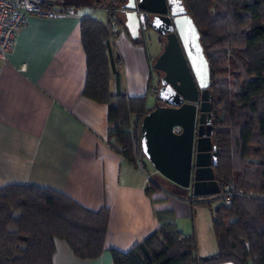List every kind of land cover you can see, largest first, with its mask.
Masks as SVG:
<instances>
[{
    "label": "trees",
    "instance_id": "16d2710c",
    "mask_svg": "<svg viewBox=\"0 0 264 264\" xmlns=\"http://www.w3.org/2000/svg\"><path fill=\"white\" fill-rule=\"evenodd\" d=\"M94 2L107 9L109 21H81L87 55L83 94L109 105L111 146L133 166L145 167L141 123L154 107L147 97L114 95L109 87L111 38L118 33L111 22L116 18L127 29L118 16L127 0ZM183 3L201 32L211 67L216 179L221 190L233 184L237 191L264 193V0ZM201 198L206 197H191ZM157 218L160 227L140 244L126 252L110 250L114 264H264V199L237 196L231 205L216 207L217 251L204 257L198 254L196 231L180 230L173 210L158 211ZM109 220L108 207L93 211L51 188H1L0 264H53L55 238L65 239L77 257L97 258L105 250Z\"/></svg>",
    "mask_w": 264,
    "mask_h": 264
},
{
    "label": "crops",
    "instance_id": "0c3cea01",
    "mask_svg": "<svg viewBox=\"0 0 264 264\" xmlns=\"http://www.w3.org/2000/svg\"><path fill=\"white\" fill-rule=\"evenodd\" d=\"M94 3L45 0L48 9L71 13L59 18L30 16L8 59H0V189L51 188L90 210L110 209L105 250L99 257H77L65 239L55 238L53 264H114L110 250L126 252L144 241L160 227L157 212L162 210H173L185 234L198 233L199 256L212 255L217 251L212 228L207 233L211 246L201 250L195 200L168 191L160 183L166 178L155 168L154 177L149 175L147 159L145 167L137 168L113 148L109 105L83 94L87 55L81 21H109L107 9ZM118 16L125 18L121 9ZM117 32L111 38L110 91L147 97L153 108L164 75L153 67L164 41L134 39L124 28Z\"/></svg>",
    "mask_w": 264,
    "mask_h": 264
},
{
    "label": "water",
    "instance_id": "95a60500",
    "mask_svg": "<svg viewBox=\"0 0 264 264\" xmlns=\"http://www.w3.org/2000/svg\"><path fill=\"white\" fill-rule=\"evenodd\" d=\"M121 10L132 38L164 41L153 67L164 73L158 99L141 123L146 159L163 177L191 189L194 196L220 194L211 67L198 26L183 0H127Z\"/></svg>",
    "mask_w": 264,
    "mask_h": 264
},
{
    "label": "built area",
    "instance_id": "2783aa9c",
    "mask_svg": "<svg viewBox=\"0 0 264 264\" xmlns=\"http://www.w3.org/2000/svg\"><path fill=\"white\" fill-rule=\"evenodd\" d=\"M68 10H50L45 6V0H0V59H8L9 53L15 43L19 30L26 24L30 16L36 15L45 18H59L69 15ZM122 28L116 18L112 19L111 29L119 31ZM22 71L26 70V64L22 65ZM247 197L249 199H264V193L257 191H237L233 184H228L214 197L201 198L204 200H218L220 205H231L235 197ZM200 200V199H199ZM197 201L193 202L196 207Z\"/></svg>",
    "mask_w": 264,
    "mask_h": 264
},
{
    "label": "rangeland",
    "instance_id": "374dc122",
    "mask_svg": "<svg viewBox=\"0 0 264 264\" xmlns=\"http://www.w3.org/2000/svg\"><path fill=\"white\" fill-rule=\"evenodd\" d=\"M153 40H155L153 38ZM149 44V43H148ZM149 46H151L149 44ZM148 168L149 170V175H152L153 172V165L148 161ZM140 168H143V165L140 163L139 164ZM154 177V176H153ZM161 185H163L168 191L172 192L174 195L180 197V198H185L188 197L191 198L193 196L192 190L188 188H182L178 185H174V183H171L170 181L164 179L162 182H160ZM197 201L196 203V208L197 209V216L195 217V221L198 225V228L200 230V235H201V250L205 249L207 246H211V239L208 240L207 233L210 231L209 229L212 228V218L214 215V212L216 210V207H218L221 203L218 200H204V199H195ZM194 221V223H195ZM213 229V228H212ZM198 235V233H197ZM198 239V237H197ZM199 247V246H198ZM200 248V247H199Z\"/></svg>",
    "mask_w": 264,
    "mask_h": 264
}]
</instances>
